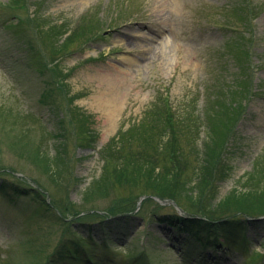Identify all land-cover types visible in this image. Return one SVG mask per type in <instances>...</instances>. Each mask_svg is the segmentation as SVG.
I'll return each mask as SVG.
<instances>
[{
    "label": "rangeland",
    "instance_id": "1",
    "mask_svg": "<svg viewBox=\"0 0 264 264\" xmlns=\"http://www.w3.org/2000/svg\"><path fill=\"white\" fill-rule=\"evenodd\" d=\"M114 82L110 125L92 98ZM159 101L191 125L179 138L193 157L215 140L216 104L235 111L207 203L249 174L264 189V0H0V264H264V219L211 230L115 187ZM198 176L192 196L209 190Z\"/></svg>",
    "mask_w": 264,
    "mask_h": 264
},
{
    "label": "trees",
    "instance_id": "2",
    "mask_svg": "<svg viewBox=\"0 0 264 264\" xmlns=\"http://www.w3.org/2000/svg\"><path fill=\"white\" fill-rule=\"evenodd\" d=\"M85 33L86 30L82 29L79 33L71 34L61 49H56L53 43H49V47L53 49V54L62 52L72 45L73 37L80 38ZM216 107L219 109L218 113L215 112L214 118L209 121L210 129L215 134V140L210 146L208 145L209 148L201 154L203 157L201 158L193 157L184 141L179 138L180 134L183 136L189 134L188 132H193L191 125L185 124L184 120H178L165 103L164 105L161 101L155 103L147 117L130 131L132 144L128 148L124 147L127 150L122 158L125 159L126 165L119 164L122 161L117 159V163L112 165L111 170H114L115 174H119L121 171L118 183L114 184L120 194L137 193L140 196L170 199L176 201L190 215L200 214L211 220H226L219 223H207L206 227L211 230H217L212 227L213 224L220 227L231 222H238L242 220V217H263L264 189L260 191L258 188L252 189L254 185L260 183L254 181V174L247 176L248 182H245L243 192L239 193L237 189L232 190L216 206L205 201L204 197L213 190L209 179L215 173L227 138L236 124V122L234 123L235 111L229 110L222 101L218 102ZM169 132H171V137H167ZM121 167H125V169L123 170ZM193 174L199 175L198 179L201 181H206L208 177V182L205 184L209 188L208 191H204L201 184L197 186L200 189V191L198 190L199 194L192 196L190 191L194 188L189 189L187 186L193 181H189ZM164 206L161 205V208H165ZM47 207L50 208L49 205ZM124 207H120V210ZM218 232H211L209 235L211 241H215L214 245L229 244L230 240H224ZM82 242V248L86 250L85 245L90 244ZM68 252L77 256L72 249H69ZM86 252L88 258L96 259L91 251L86 250Z\"/></svg>",
    "mask_w": 264,
    "mask_h": 264
},
{
    "label": "bare ground",
    "instance_id": "3",
    "mask_svg": "<svg viewBox=\"0 0 264 264\" xmlns=\"http://www.w3.org/2000/svg\"><path fill=\"white\" fill-rule=\"evenodd\" d=\"M119 69L121 68L119 67ZM122 70L126 69L123 68ZM122 77L123 75L118 78L121 79ZM115 87L116 83L114 82L113 86L111 85L110 87L111 90L109 93L105 91L98 92V94L94 95L92 98V105L96 106L99 111L103 112L106 115L107 121L110 123V125L115 122L116 116L118 115L123 103V93L120 91L118 92V90L116 89L118 87Z\"/></svg>",
    "mask_w": 264,
    "mask_h": 264
},
{
    "label": "water",
    "instance_id": "4",
    "mask_svg": "<svg viewBox=\"0 0 264 264\" xmlns=\"http://www.w3.org/2000/svg\"><path fill=\"white\" fill-rule=\"evenodd\" d=\"M162 202H163V203H168V204H170V203L175 204V202L172 201V200H163Z\"/></svg>",
    "mask_w": 264,
    "mask_h": 264
}]
</instances>
